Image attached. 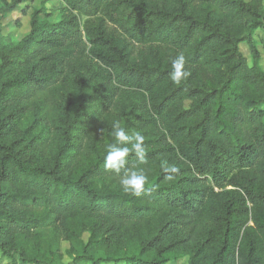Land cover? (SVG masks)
I'll list each match as a JSON object with an SVG mask.
<instances>
[{
	"label": "trees",
	"instance_id": "trees-1",
	"mask_svg": "<svg viewBox=\"0 0 264 264\" xmlns=\"http://www.w3.org/2000/svg\"><path fill=\"white\" fill-rule=\"evenodd\" d=\"M62 2L59 21L35 8L27 35L0 41L4 257L54 264L67 241L68 264H264V0ZM115 121L144 137L145 161L126 165L148 177L139 196L104 167Z\"/></svg>",
	"mask_w": 264,
	"mask_h": 264
},
{
	"label": "rangeland",
	"instance_id": "rangeland-1",
	"mask_svg": "<svg viewBox=\"0 0 264 264\" xmlns=\"http://www.w3.org/2000/svg\"><path fill=\"white\" fill-rule=\"evenodd\" d=\"M1 1V0H0ZM9 2L11 0H8ZM42 7L44 12L42 19L52 22H57L61 17V10L63 8L62 0H25L24 3L18 6L16 10L5 13L1 15L0 13V41L5 44H11L19 41L30 31V18L33 10L35 8ZM47 15V16H46ZM51 15V16H49ZM263 30L258 29L255 31V42L258 49L261 51V63L264 68V49L262 46ZM241 51L248 58L250 64L253 62V58L250 49L246 43H242ZM89 239V232L82 234L81 241L75 242L74 246L80 249L82 244H85ZM127 240H121L120 245L123 246L124 253L129 255L133 253H138L141 251V247L144 241H134L132 243H126ZM71 247V244L67 241L63 242L61 245V250L64 253L62 261H54V264H68L70 263V257L66 254V251ZM98 255H105L103 249L99 250ZM154 256V255H153ZM188 255L171 257V259L166 262V264H188ZM18 260V259H17ZM11 260L4 257L2 251L0 250V264H11ZM16 264H20L19 261ZM104 264H114V263H104Z\"/></svg>",
	"mask_w": 264,
	"mask_h": 264
},
{
	"label": "clouds",
	"instance_id": "clouds-1",
	"mask_svg": "<svg viewBox=\"0 0 264 264\" xmlns=\"http://www.w3.org/2000/svg\"><path fill=\"white\" fill-rule=\"evenodd\" d=\"M185 65L186 57L182 52L171 59L170 79L174 84H181L191 75ZM111 128L114 142L107 145L104 167L107 171L116 174H120L123 169L124 172L119 181L122 190L127 194L139 196L146 191L148 177L144 169L127 168L126 165L130 154H133L141 163L145 161L144 137L139 132L129 135L119 121L113 122ZM161 168L166 174L165 179L167 180H172L174 174H178L180 171L177 166L170 165L166 160L161 162Z\"/></svg>",
	"mask_w": 264,
	"mask_h": 264
}]
</instances>
